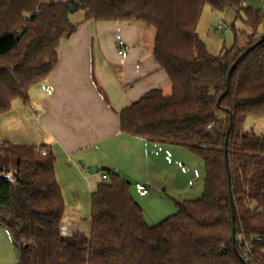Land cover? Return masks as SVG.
<instances>
[{
	"label": "trees",
	"instance_id": "trees-1",
	"mask_svg": "<svg viewBox=\"0 0 264 264\" xmlns=\"http://www.w3.org/2000/svg\"><path fill=\"white\" fill-rule=\"evenodd\" d=\"M68 1L0 0V116L15 100L28 102L56 67L61 41L78 28L74 13L139 21L155 30L153 57L172 94L155 89L121 110V131L195 154L206 170L204 192L151 226L130 183L108 170L91 195L90 234L63 235L54 153L2 141L0 227L19 250L17 264H264V135L245 130L248 118H264L263 10L245 6L248 0H73L72 12ZM206 5L244 13L250 32L243 45L229 25L234 45L210 54L197 33Z\"/></svg>",
	"mask_w": 264,
	"mask_h": 264
},
{
	"label": "crops",
	"instance_id": "crops-1",
	"mask_svg": "<svg viewBox=\"0 0 264 264\" xmlns=\"http://www.w3.org/2000/svg\"><path fill=\"white\" fill-rule=\"evenodd\" d=\"M73 21L78 28L61 41L50 75L30 89L28 102L15 100L0 116V140L51 149L62 192L79 180L92 195L108 170L134 182L135 191L141 182L151 192L165 182L164 159L179 146L122 132L120 111L155 89L172 94L153 57L152 34L148 40L149 28L139 21L95 22L82 14Z\"/></svg>",
	"mask_w": 264,
	"mask_h": 264
},
{
	"label": "rangeland",
	"instance_id": "rangeland-1",
	"mask_svg": "<svg viewBox=\"0 0 264 264\" xmlns=\"http://www.w3.org/2000/svg\"><path fill=\"white\" fill-rule=\"evenodd\" d=\"M263 4L264 0H248L245 6L261 8ZM80 14L81 12L75 13L73 20L77 19ZM245 20L244 13L237 8L227 7L218 10L206 5L197 27V33L206 44L210 54L218 56L234 45L235 31L238 35V43L240 45L245 43V34L250 32ZM222 22L230 26L234 24L235 31L232 29L225 35L218 34L216 29ZM263 30L264 24H261L260 31ZM149 31L151 33L149 32L148 40L151 39L149 37L152 34V43H154L155 30L149 29ZM242 31L245 32L242 33ZM245 130L264 135V118H248L245 122ZM174 148V154L170 159H164V183L152 188L150 194L146 196L139 195L134 189V182L131 184L133 199L140 205L144 218L151 226L175 215L178 212V202L200 199L204 192L206 170L202 161L184 148ZM46 150H42L43 154ZM77 178V176L74 177L78 180ZM75 184L72 185L71 191L68 186L63 187L67 209L62 219L61 232L63 235L78 232L89 235L91 232V194L88 195L87 189L79 180ZM77 196H80L79 202H77ZM19 256V250L13 245L10 232L0 227V264H17Z\"/></svg>",
	"mask_w": 264,
	"mask_h": 264
},
{
	"label": "water",
	"instance_id": "water-1",
	"mask_svg": "<svg viewBox=\"0 0 264 264\" xmlns=\"http://www.w3.org/2000/svg\"><path fill=\"white\" fill-rule=\"evenodd\" d=\"M68 6L69 8L72 10V12H75L78 8V5L73 1V0H69L68 1ZM254 47V46H253ZM250 47L248 50H246L237 60L236 62L232 65V67L229 70L228 76H227V80H229L232 72L234 71V69L236 68V66L238 65V63L243 59V57L253 48ZM228 135V134H227ZM227 143H228V136L225 142V153L227 151ZM202 165H204V163L202 162ZM89 170L92 173H97L98 172V168L96 166H90ZM114 171V169H113ZM229 177V176H228ZM229 197H230V206H231V212H232V220L234 221V209H233V199H232V193H231V186L229 183Z\"/></svg>",
	"mask_w": 264,
	"mask_h": 264
},
{
	"label": "built area",
	"instance_id": "built-area-1",
	"mask_svg": "<svg viewBox=\"0 0 264 264\" xmlns=\"http://www.w3.org/2000/svg\"><path fill=\"white\" fill-rule=\"evenodd\" d=\"M261 9L264 12V4L261 7ZM230 29L231 28H230V26L228 24H226L225 22H222V23L219 24V26L217 27L216 31L220 35H225L228 32H230ZM1 143H2V141H0V144ZM108 178H109V174L108 173H104L102 175V179L103 180H107ZM135 188H136V191L138 192V194L141 195V196H146L150 192V188L147 185H145L144 183H141V182L136 183L135 184ZM256 240H259V238H256Z\"/></svg>",
	"mask_w": 264,
	"mask_h": 264
}]
</instances>
